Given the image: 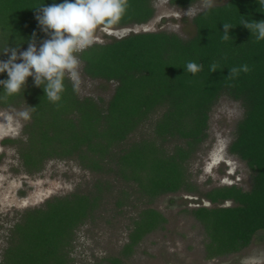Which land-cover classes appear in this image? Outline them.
<instances>
[{"label":"trees","instance_id":"trees-1","mask_svg":"<svg viewBox=\"0 0 264 264\" xmlns=\"http://www.w3.org/2000/svg\"><path fill=\"white\" fill-rule=\"evenodd\" d=\"M152 1L128 0L119 22L100 27L146 23L154 14ZM169 1L184 8L198 0ZM63 2L0 0V50L8 42L10 47L27 50L33 33L39 49L50 37L38 24L36 8ZM245 19L264 21V3L226 0L204 9L193 17L195 32L186 39L157 31L93 43L78 55L85 75L116 82L104 104L101 99L80 98L67 77L59 107L49 101L43 85L35 86L33 77L6 99L0 85V108L25 104L30 114L22 131L25 140L7 138L3 143L19 144V158L27 172L41 170L49 159L76 157L91 171L113 173L133 184L149 201L180 190L193 192L196 186L187 162L207 136L212 107L226 95L243 108L228 151L250 168L252 185L249 190L236 185L215 187L204 193L208 201L234 205H204L190 213L203 227L205 258L241 251L258 231H264V40L242 25ZM223 23L233 26L228 40L222 38ZM8 58L0 54V61ZM190 61L203 69L195 74L187 71ZM212 63L217 64L216 72L210 71ZM244 64L250 68L248 73L228 77L231 68ZM6 79L7 73H0V80ZM153 114L158 116L151 135L126 143ZM108 187L107 181H98L94 191L54 196L23 211L11 229L0 264H68L76 228L98 207ZM121 194L128 195L126 190ZM165 222L157 209H141L121 254L129 257L145 235L163 228ZM96 264H122V259L113 256Z\"/></svg>","mask_w":264,"mask_h":264},{"label":"rangeland","instance_id":"rangeland-1","mask_svg":"<svg viewBox=\"0 0 264 264\" xmlns=\"http://www.w3.org/2000/svg\"><path fill=\"white\" fill-rule=\"evenodd\" d=\"M226 0H215V5ZM153 16L143 24L122 27H99L98 43L110 41L137 32L166 31L181 38H189L195 28L193 17L204 10L201 0L181 8L169 0H153ZM191 7L192 11L188 12ZM80 98L92 97L106 103L114 92L116 82L92 79L84 74L83 64ZM28 111L25 105L0 108V261L11 237L13 225L27 209L42 206L47 199L74 192L94 191L98 181H107L109 187L103 193L98 207L80 224L69 249L68 264H96L108 257L117 256L122 264H264V231H258L251 243L239 252L226 256L205 258L206 237L203 227L190 211L199 206H232V201L212 204L204 197L207 191L224 185H236L249 190L252 171L247 164L228 151L235 135L236 124L243 115L240 102L222 95L209 114L206 138L187 162V169L196 190H180L160 195L153 200L138 192L133 184H127L113 173H99L84 167L76 157L49 159L42 169L27 172L19 158L16 143H3L5 138L25 140L24 125L30 121L18 115ZM153 114L126 143L150 136ZM30 117V114H29ZM175 141H170L169 146ZM126 190L128 195L121 194ZM122 204L119 206L118 201ZM145 207H153L163 214L166 222L147 235L134 247L129 257L121 250L128 242L133 219Z\"/></svg>","mask_w":264,"mask_h":264},{"label":"clouds","instance_id":"clouds-1","mask_svg":"<svg viewBox=\"0 0 264 264\" xmlns=\"http://www.w3.org/2000/svg\"><path fill=\"white\" fill-rule=\"evenodd\" d=\"M264 3V0H260ZM215 0H201L203 9H211ZM128 8V0H64L63 3L49 6L40 5L36 19L41 30L50 38L36 46V34L33 33L27 50L21 51L20 45L10 47L9 42L0 50L7 55V61H0V73H7L8 79L0 80L4 89V97L18 94L25 88L27 78L33 77L36 87H42L49 101L60 105L61 94L65 90L64 79H70L73 91L78 92L82 83L80 67L82 61L79 53L90 47L100 26H108L119 22ZM192 11L191 7L187 11ZM242 25L256 34L258 40H264V21L244 20ZM233 26L223 23V39H230L229 30ZM6 35V34H5ZM21 61L17 63V61ZM187 71L195 74L203 69V65L188 62ZM217 64L212 63L211 72H216ZM247 64L230 69L228 77L233 79L240 72L248 73ZM35 108V107H30ZM20 117L30 118L28 111L18 113Z\"/></svg>","mask_w":264,"mask_h":264},{"label":"flooded vegetation","instance_id":"flooded-vegetation-1","mask_svg":"<svg viewBox=\"0 0 264 264\" xmlns=\"http://www.w3.org/2000/svg\"><path fill=\"white\" fill-rule=\"evenodd\" d=\"M5 139H7V138H5Z\"/></svg>","mask_w":264,"mask_h":264}]
</instances>
